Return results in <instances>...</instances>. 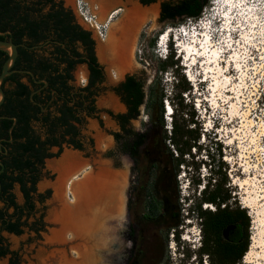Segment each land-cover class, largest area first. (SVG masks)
<instances>
[{
  "label": "rangeland",
  "instance_id": "obj_1",
  "mask_svg": "<svg viewBox=\"0 0 264 264\" xmlns=\"http://www.w3.org/2000/svg\"><path fill=\"white\" fill-rule=\"evenodd\" d=\"M212 1L207 0L200 16L196 20L185 19L183 22L172 27L158 23L156 16L146 14L148 18L146 17L141 22L134 33H132L130 39L131 44L127 57L130 61L132 60L131 62L133 63L131 64L133 68L128 72H141L140 75L144 80L145 88L152 80H156L158 88H161L165 95L162 98L163 107L164 103L169 105L168 100L171 98V87L174 82L170 70L159 73L156 69L159 60L166 57L170 51L173 53V59H177V70L187 81L190 88L189 93L187 94L186 92V96L183 94L182 97L184 102L193 109L195 114L193 120L196 123L195 128L199 133L195 146L190 148L188 154L182 156L184 163L178 166V174H176L175 178L172 180L169 177V172L168 177L170 180L168 178L165 185H155L159 193L165 196L170 208L169 212L171 214L175 213L174 206L178 209V226L174 231L169 229L166 232V227H163V223L165 225L166 223H170V219L168 218H166L167 220L162 219V221L152 224L139 222L138 217L142 212L143 206L142 189L147 181L145 175L134 172L130 178L121 163L115 169H111L106 165L110 171L122 173L123 177L126 178V184L128 178L129 181H132L130 186L126 185L129 189H134V199L127 205V210L131 217H135L137 221L136 235L141 240L140 243H143L146 248L145 259L149 258V255H154L151 264H208V258L205 255L199 254L196 245L181 241L180 234H186L187 236H196L197 234V242L200 246V218L194 211V205L198 202L203 187L212 184L216 177L222 178V175L225 178V185L223 187L229 197L226 205L229 207L238 205L244 208L248 216V244L246 249V252H248L244 253L238 264H264V0L247 1L248 5L246 6L248 10L245 11L247 14L246 18H252L249 21L243 22L244 25L242 27L233 28V30L237 29L239 31L235 36L230 37L229 32L223 31V23L226 20L218 24L214 20H210L214 25L212 26V31L215 30L216 32L210 38L218 50L217 57L213 56L212 52H206L202 56L203 60L195 56L198 66H191L190 63L194 62L192 59L187 62L189 58L183 57L186 55L190 56V53L184 48L185 55L178 57L176 46L174 47L171 42L172 35H174L172 31L174 29L180 31L182 28L195 27L196 24L197 28L201 29L200 24L205 22V19L213 17L211 16L213 13L210 14V11L213 12V8L210 9L211 5H213ZM70 2L74 21L82 28L90 29L92 36H94L93 28L78 15L74 10L72 1ZM83 2L86 3L84 6L89 10V13L95 17L93 21L98 25V30L106 29L109 32V29L113 25L124 19L126 9L131 8L132 5L142 10L144 12L143 15H145L147 9L152 8L151 6L156 3H160V0H155L153 4L150 3L151 5L143 8L138 7V0H123L122 2L119 0H108L107 8L102 13H98V5L95 2L93 4L89 0H83ZM118 7L121 8L120 15H116L117 18H112L108 22L109 13L117 10L116 8ZM228 9L225 10L224 15ZM256 16L257 18L259 17V19H256L258 27L252 28L253 19ZM168 29L171 32L168 34V41L166 43L167 53L163 55L158 50L156 44L159 40V34L164 33ZM199 30L197 32L201 35L203 32ZM247 32L248 34H246ZM200 39H203L202 35ZM96 41V53L98 54L99 47L105 48L106 45L104 43L101 44L98 40ZM203 43H205V38ZM202 44H200L201 47L203 46ZM190 52L192 53V51ZM193 54H195V51H193ZM98 58L102 61L99 56ZM207 60H216L220 66L218 68L215 67V71H211V69H208V66L212 64L214 67L215 65L213 63L208 64ZM104 61L106 62L105 59ZM107 63L105 64V69L107 70L112 67L111 65L117 64L113 60H109L110 66ZM186 72H188V75H191L192 81L187 80ZM213 76L218 77L216 78L218 80H214ZM112 108L114 110L113 106ZM147 116V114L141 111L138 120L133 122V127L140 131L143 130V124L148 120ZM168 118L164 119L167 129L170 116ZM111 126V123L104 118L101 130L96 125L92 127L93 153L91 155L93 156V160L102 161L103 164L109 163V161L99 158L104 149V146L101 147V145L111 143L110 138L103 131L111 128ZM65 152L67 151H64L60 158ZM53 163L47 164L46 170H49L50 175L55 173L50 167ZM86 164L84 161L81 168H84ZM81 173L78 175L79 177H82L83 172ZM218 173L220 174L218 175ZM42 188L49 189L51 186L37 185L38 190ZM65 188L63 190L64 194L67 192ZM160 189L162 190L161 192ZM12 193L15 202L21 204L20 193L16 186L13 187ZM52 195L51 191L44 202V209L41 213V228L37 234H28L24 232V228H22V233L18 236H12L4 232L1 233L9 248L16 252L15 264H71L67 262L68 259L65 262L62 261L61 248L53 246L51 244L53 241L49 238L52 236L51 232L53 229H56L53 219L50 218ZM63 200L65 201L64 203H68L65 198ZM72 200L69 204H74V199ZM207 205V209L213 210V206ZM205 208V204H200L201 210ZM125 209L124 205V214ZM7 212L10 213L11 210L9 209ZM89 217L91 218L89 215L85 219L89 221ZM187 218L190 219V223L186 220ZM122 222H126L124 216ZM125 228L124 225L116 226V221L110 218L104 223V229L94 231L101 236V246L98 243L99 239H95L90 235L88 236L93 245L97 243L98 249L101 248V253L98 256L94 254L96 261H100L101 264L118 263L115 256L119 251L118 248L125 246L128 249L131 246L130 241L122 236ZM69 233V231L63 233L64 242L71 239ZM94 235L96 234L93 233ZM74 245V248L77 250L83 248V253L87 249L82 246L77 247V245H84L79 240L76 244L67 245L66 250L72 258L76 257ZM111 245L115 247H111ZM122 251L121 249V256L124 254ZM94 256L92 260H94ZM0 264H7V259H0Z\"/></svg>",
  "mask_w": 264,
  "mask_h": 264
},
{
  "label": "flooded vegetation",
  "instance_id": "obj_2",
  "mask_svg": "<svg viewBox=\"0 0 264 264\" xmlns=\"http://www.w3.org/2000/svg\"><path fill=\"white\" fill-rule=\"evenodd\" d=\"M71 1L74 10L80 15L79 2L85 5L86 3L83 0ZM162 1L164 0H160V2ZM34 7L38 13L40 12L44 16L54 11L61 12V25L67 30H55L50 25H42L38 28L37 34L38 36L46 35V38L32 44H15L17 55L11 67L12 72L7 76L9 77L8 81L2 86L0 208L8 202L9 198L7 197L10 194L14 203L18 207L22 206L21 221L24 226L20 228H24V232L32 235L37 234L41 228L44 202L52 191L51 188L38 190L37 185H51L54 182L55 173L50 175L49 170H46L47 164L59 160L64 151H69L74 152L81 161L87 163L84 170L91 169L93 161L91 155L93 153L92 127L96 125L101 130L104 118L112 125L111 128L103 131L110 138L111 143L101 145V147L104 146V149L99 158L108 160L109 163L105 165L111 169L117 168L121 163L130 178L131 174L139 169V166L135 165L130 156L124 152L122 145L125 130L140 132L132 124L138 120L141 111L143 112V106L132 104L134 100L127 95L124 83L132 79L134 83L141 85L139 86L141 92L145 91L141 72H122L118 63L111 65L112 67L108 70L105 69L106 62L109 66V60L115 62L117 52H112L109 55L107 53L97 54L96 40L105 44L109 32L106 29L98 31V25L91 23L89 26L95 33L92 36L90 29H84L74 21L70 8L71 2L40 0L39 4ZM116 9L119 11L113 15V18L120 15L121 8ZM113 12L109 13L108 22L111 21L110 17ZM30 41L33 40L30 39ZM19 49H22L21 52ZM97 55L103 63L104 59L106 62L103 64ZM2 57L1 55L0 58L2 59ZM134 107L137 109V114L133 117ZM14 113L22 116V123H17ZM20 126L26 131L25 137L36 139V150L24 154L21 157V165L15 161L18 152L16 143L25 139L24 136L20 139L15 137ZM90 161L91 163H89ZM108 170L110 171V169ZM131 182L128 178L126 185L130 186ZM7 185H10V188H7ZM18 185H25L26 194L20 192ZM62 185H68L67 181L65 180ZM14 186L20 193L21 204H17L14 200L12 193ZM133 191V188L129 189L128 187L123 190L125 214L123 210L119 217L110 214L105 220L106 222L110 218L114 219L116 226L123 221V216L126 221L124 222L126 228L122 232V236L130 241L131 246L128 249L125 247L122 251L124 254L121 256V260L118 259L119 264L126 263L136 242L137 221L135 217H131L127 210V205L134 199ZM63 198L69 202L72 200V196L70 197L68 192L63 194ZM10 210L13 211V208L10 207ZM102 229H104V225Z\"/></svg>",
  "mask_w": 264,
  "mask_h": 264
},
{
  "label": "trees",
  "instance_id": "obj_3",
  "mask_svg": "<svg viewBox=\"0 0 264 264\" xmlns=\"http://www.w3.org/2000/svg\"><path fill=\"white\" fill-rule=\"evenodd\" d=\"M39 2L40 0H0V33L8 32L0 36V40L10 39L14 44H32L46 38V35L38 36L37 34L38 28L42 25H50L55 30H67L61 25V12L54 11L44 16L34 7ZM153 2L154 0H139L142 5ZM206 3L207 0H164L159 3L157 22L172 27L185 19L194 21L200 16ZM30 39L33 41L29 42ZM21 50L19 49V52ZM1 55L3 57L0 58V69L6 58V55L0 51V57ZM173 57L170 51L166 57L159 60L156 69L159 73L170 70L174 82L171 87L172 95L168 100L171 109L168 129L165 127L167 126L164 122L166 111L162 104V98L165 95L163 90L158 88L157 81L152 80L142 92L139 89L141 85L134 83L132 79L124 83L127 95L134 100L132 104L142 105L143 112L148 115L147 122L143 124V130L138 133L129 129L124 131L125 138L122 145L124 152L130 156L135 165L139 166L136 172L145 175L147 180L142 189L143 206L138 220L143 224H152L168 218L170 223L165 225L162 222L163 227H166V232L177 228L178 209L174 206L175 213L169 212L170 208L165 196L159 193L155 185H165L169 177L172 180L175 178L178 174V166L184 163L182 156L189 153L190 148L195 146L199 138V133L195 128L196 123L193 120L195 115L193 109L184 102L182 97L186 92L189 93L190 88L187 81L179 74L177 59ZM8 79L9 77L3 79L1 88ZM142 85L144 86V83ZM127 101L130 102V100ZM14 114L17 117V123H22V116ZM136 114L137 109L134 107L133 117ZM15 134L18 139L23 136L25 138L16 143L18 152L15 161L21 165V157L36 150V139L25 137L26 131L21 126ZM224 185V176L216 177L212 184L203 187L200 198L194 205V211L200 218L201 238L198 252L208 258V264H238L247 249L248 216L244 208L238 205L233 207L226 205L229 197ZM18 186L20 192L26 194L25 185ZM7 188H10V185H7ZM7 198H9L8 202L0 208V259L6 258L7 264H15L16 252L9 248L1 233L20 235L22 233L20 227L24 226L21 221L23 212L22 206L18 207L10 194ZM200 204H210L213 210L207 208L201 210ZM10 207L13 211L8 213ZM18 208L20 209L16 211ZM135 240V247L125 264H151L154 255H149V258L145 259L144 244L140 243L141 240L137 235Z\"/></svg>",
  "mask_w": 264,
  "mask_h": 264
},
{
  "label": "bare ground",
  "instance_id": "obj_4",
  "mask_svg": "<svg viewBox=\"0 0 264 264\" xmlns=\"http://www.w3.org/2000/svg\"><path fill=\"white\" fill-rule=\"evenodd\" d=\"M67 1L70 2L71 0ZM89 1L92 4L95 2L98 5V13H102L108 5V0ZM247 1L248 0H221L220 3V0H217L216 3L214 2L213 5H211V8H213V14L211 13V16L213 17H209L211 19H205L206 23L203 22L202 24H200L201 29L199 28V31L203 32L201 33L203 39H200L201 35L197 32L196 34H192L191 36H189L186 42L182 41L181 43H179L178 47L181 46L182 49L179 51L178 57L185 55V52L183 51L185 49L186 51H188V53H190V56L186 55L183 57L189 58L187 62L192 59L194 63L190 64L191 66L195 67L198 66L197 58H202L203 60L204 58L202 56L206 52H212L213 56L217 57L218 50L217 48H215V45L210 38L216 32L215 30L212 31V26L214 25L212 24V21L210 22V20H214L217 24L220 22L223 23V20H226L225 23H223V31L229 32L230 37H232L233 35L235 36L239 31L237 29L233 30V28L242 27L244 25L243 22L249 21L252 18H246L247 14L245 13V11L248 10V7L246 6L248 5ZM222 2L224 3V5H222ZM227 8L229 9L224 15V12ZM118 11L119 10L113 12L110 20H112L113 15L117 14ZM125 13L126 16L124 17V19L111 27L107 42L105 43L106 46L104 45L105 48H100L98 54L102 55L107 53L109 55L112 52H117L118 59L116 55L115 63H118V65L120 64L119 67H121L120 69H122L123 71H129L131 70V68H133L131 64L133 63L131 62L132 60L130 61V59L127 57L129 54V46L131 44V35L138 28L141 22H143V20L147 17L146 14L155 16V7L147 9L145 15H143L144 12L142 10L132 5L131 8L126 9ZM256 19H259V17L257 18L256 16L253 19L252 28H255L258 24V21H256ZM195 27V30L197 31V24ZM248 32L246 34H248ZM161 35L162 36L158 40V45L160 48H162V43L166 34L162 33ZM204 38L205 43L202 44ZM176 41H178V39ZM200 44H202L203 46L201 47ZM209 48L210 50L208 51ZM190 51H192V53ZM193 51H195V54H193ZM195 56H197V58ZM206 62H208V64L213 63L215 65L214 67L212 66V64L208 66V69H211V71H215V67L218 68L220 66V64L216 60H207ZM217 73L218 72H216V74ZM188 78L190 81H192L190 74L188 75ZM216 78L218 77H214V80ZM167 106L170 109L168 104ZM165 111V119H169L168 117L170 115L167 114V107L165 108ZM83 162L78 158L77 154L67 151L59 160H57L50 166L56 173V179L50 185L53 191L50 218L53 219V222L56 225V229H53V231L51 232L52 236H50L49 238H51L52 241H60L59 236H61V234H63L64 232H82L81 243H83L84 245H77V247L82 246L89 249L87 243H90L91 250L90 252L88 251L85 255L87 257V255L89 254L91 256H94L95 253L93 251L98 249L97 243L93 245L91 240H89V234L95 233L94 231H96L97 229H102L106 218L110 214L117 217L122 215L124 200L123 190L126 186V178L123 177L122 173L120 172L114 173L109 171L102 161L93 160L92 167L88 171L84 170V168H81ZM89 163H91V161ZM79 168L81 169L78 170ZM77 170L83 172L82 177L78 176L82 173L80 172L79 174H77ZM65 180L67 181L68 185H62L64 184ZM64 187H66L65 191L69 192V194L73 196L72 199H74V204L62 202ZM205 207L207 208L208 205L205 204ZM245 207L248 208V206L246 205ZM89 215L91 216V218L89 217L90 219L88 221V219L85 218ZM82 249H80L79 254L81 252L83 253L84 250ZM79 261L75 264H83V262L85 261L84 255L80 256Z\"/></svg>",
  "mask_w": 264,
  "mask_h": 264
},
{
  "label": "water",
  "instance_id": "obj_5",
  "mask_svg": "<svg viewBox=\"0 0 264 264\" xmlns=\"http://www.w3.org/2000/svg\"><path fill=\"white\" fill-rule=\"evenodd\" d=\"M153 4V3H151ZM151 4H147V5H142L140 3H138V7L139 8H143V7H147ZM151 7H155V16L156 18L158 17V13H159V3H156L154 5H152ZM154 16V17H155ZM4 34H8V32H4V33H0V36H3ZM0 51L4 52L6 54V58L5 60L3 61L2 63V66H1V69H0V104L2 103L3 101V92H2V88H1V84H2V81L5 77H7L11 72V67L13 66L14 64V61H15V58H16V55H17V49H16V45L13 44L10 39L8 40H0ZM14 120V119H13ZM127 171V170H126ZM81 171H78L77 174H79ZM126 188V187H125ZM126 197V196H125ZM63 200V198H62ZM63 202H65L63 200ZM69 203V201H67ZM118 226L119 225H124V223L121 221L120 223L117 224ZM82 232H78V233H69L70 236H71V239H68L67 242H64V239H63V234H61V236H59L60 238V241H53L51 242V244L53 246H57L59 248H61V252H62V261L65 262L66 259H68L67 262L71 263V264H75V263H78V261L80 260V256L84 255L85 257V261L83 262V264H101L100 261H96V260H92V256L89 254L87 255V257L85 256L87 254V252L91 250V244L90 243H87L89 249L87 248V250H85L84 253H78V250L80 251V249H75V245L73 246V248L75 249V254H76V257L75 258H72L68 255V252L66 250V247L67 245L69 244H76V242L79 240L81 241L82 240ZM96 235L92 236L91 234H89L90 236H92L93 238L95 239H99L98 243L99 245L101 246L102 244V240L100 239L101 236H99V233H94ZM62 240V241H61ZM64 242V244H63ZM111 247H115L114 245H111ZM119 251L117 252V254L115 255L117 260H121V255H120V252H121V249L124 250L125 249V246H122V247H119L118 248ZM101 248L100 249H97L95 251H93L95 254H97L96 256H98L101 252H100ZM87 259V261H86ZM80 262V261H79ZM116 264H119V263H116Z\"/></svg>",
  "mask_w": 264,
  "mask_h": 264
},
{
  "label": "built area",
  "instance_id": "obj_6",
  "mask_svg": "<svg viewBox=\"0 0 264 264\" xmlns=\"http://www.w3.org/2000/svg\"><path fill=\"white\" fill-rule=\"evenodd\" d=\"M78 3V1H77ZM79 14L82 17V19L85 22H88L89 24H91L90 22H92V24H94L95 22L93 21V15H91L88 11V9L84 6L85 4H83L82 2H79ZM98 29V27H97ZM99 31V30H98Z\"/></svg>",
  "mask_w": 264,
  "mask_h": 264
},
{
  "label": "clouds",
  "instance_id": "obj_7",
  "mask_svg": "<svg viewBox=\"0 0 264 264\" xmlns=\"http://www.w3.org/2000/svg\"><path fill=\"white\" fill-rule=\"evenodd\" d=\"M164 50L167 52V45L166 47L164 48ZM189 223L191 222L190 219H186ZM180 240L181 241H185V242H188L190 244H195L197 248H199V245H198V235L196 234L195 235H190V236H187L186 234H180Z\"/></svg>",
  "mask_w": 264,
  "mask_h": 264
}]
</instances>
